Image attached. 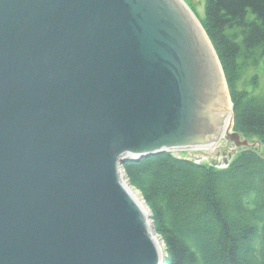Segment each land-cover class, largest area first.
<instances>
[{"label":"water","instance_id":"water-1","mask_svg":"<svg viewBox=\"0 0 264 264\" xmlns=\"http://www.w3.org/2000/svg\"><path fill=\"white\" fill-rule=\"evenodd\" d=\"M229 101L184 0H0V264H164L123 164L255 146Z\"/></svg>","mask_w":264,"mask_h":264},{"label":"trees","instance_id":"trees-1","mask_svg":"<svg viewBox=\"0 0 264 264\" xmlns=\"http://www.w3.org/2000/svg\"><path fill=\"white\" fill-rule=\"evenodd\" d=\"M202 24L221 61L234 129L257 139L227 167L171 152L127 161L164 240L165 264H264V0H207ZM249 72L251 88L243 83Z\"/></svg>","mask_w":264,"mask_h":264},{"label":"rangeland","instance_id":"rangeland-1","mask_svg":"<svg viewBox=\"0 0 264 264\" xmlns=\"http://www.w3.org/2000/svg\"><path fill=\"white\" fill-rule=\"evenodd\" d=\"M187 5L191 8V10L194 12V14L197 16L200 22L203 21L205 17V10H206V1L207 0H184ZM258 72L261 74L260 77V88L259 90L264 89V70L262 69H257V70H252V72ZM249 81V72L246 74V79L244 84H247L249 88H251V85L248 83ZM251 142H255L256 144V149L259 152L263 151V145L262 143L257 140V139H250ZM242 148L237 147L234 143L227 144L225 140L221 142L219 147L213 150H208V149H192V150H186V151H180V152H175L174 154L176 156H183L188 159L194 160L197 163H207L209 165H213L218 168H223L228 166V164L236 158V156L242 151ZM227 160V163L225 162ZM126 181L129 183V181L126 179ZM131 185V184H130ZM131 189L136 193V195L139 197V199L142 201V204L145 206L147 212L150 215V220L151 223L154 226V231L156 234V237L158 241L161 243V245L165 246L164 240L162 237L157 233L155 229V224H154V219H153V213L148 206L145 198L143 197V194L141 190H139L137 187L131 185ZM165 252V250H164Z\"/></svg>","mask_w":264,"mask_h":264},{"label":"bare ground","instance_id":"bare-ground-1","mask_svg":"<svg viewBox=\"0 0 264 264\" xmlns=\"http://www.w3.org/2000/svg\"><path fill=\"white\" fill-rule=\"evenodd\" d=\"M232 119H233V111H232V107H231V103L230 101L228 102V112H227V117H226V121H225V124L226 126L228 127L229 125L232 124ZM210 150H214V146H212L210 148ZM136 195V193H135ZM137 196V195H136ZM137 198L139 199V197L137 196ZM140 200V199H139ZM140 202L142 203V201L140 200ZM145 207V206H144ZM160 246H161V249H162V245L161 243L159 242Z\"/></svg>","mask_w":264,"mask_h":264}]
</instances>
